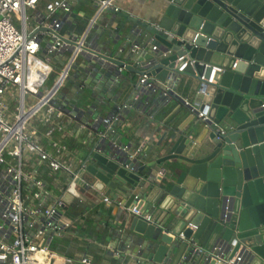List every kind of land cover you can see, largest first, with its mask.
I'll return each mask as SVG.
<instances>
[{"label":"water","instance_id":"1","mask_svg":"<svg viewBox=\"0 0 264 264\" xmlns=\"http://www.w3.org/2000/svg\"><path fill=\"white\" fill-rule=\"evenodd\" d=\"M107 11L114 37L92 46L56 37L96 60L107 93L121 83L118 91L139 111L163 102L151 125L158 137L133 160L100 140L64 184L62 205L82 215L109 199L106 215L118 211L117 227L134 234L127 236L132 246L119 243L108 227L119 264H229L236 253L235 264H264V0H151L141 19ZM143 75L152 89L139 82ZM178 87L193 94L190 105ZM113 143L121 145L119 133ZM154 169L162 175L157 183ZM138 187L145 201L134 216L125 207Z\"/></svg>","mask_w":264,"mask_h":264},{"label":"crops","instance_id":"2","mask_svg":"<svg viewBox=\"0 0 264 264\" xmlns=\"http://www.w3.org/2000/svg\"><path fill=\"white\" fill-rule=\"evenodd\" d=\"M113 6L119 12L141 19L150 11L151 0H113ZM57 18L61 21L58 34L69 42L92 46L94 41L103 42L109 35L114 37L115 30L110 22V12L105 10L97 14L92 0H72L71 11L68 14H58ZM73 55V47L67 45L50 56V75L54 73L53 83L46 88L42 87L43 89L41 88L39 92L43 94L45 90H50L55 81L64 76L60 90L50 108H44L42 111V114L49 113L52 116L54 125L51 127L53 128L52 134L49 137L46 135L49 127L40 121V116H35L27 122L28 130L36 131L40 143L49 155L75 170L80 160L85 159L99 144L101 140L99 135L104 131L103 121L110 118H116V128L107 134L106 143L113 142L117 133L120 134V144L128 146L134 152L140 146L145 151L149 148L150 143H155L158 135L151 125L154 117H158L162 113L164 103L141 111L137 110L136 103L129 104L127 95L118 91L121 83L112 93H107L110 84L98 71L96 60L90 59L80 50L75 56ZM72 57L74 58L72 59ZM78 90L82 91L80 96H76ZM175 93L182 100L192 103L193 94H188L182 87H178ZM110 95H113L112 99L107 97ZM103 100L106 103H103ZM111 101H114L113 105L118 107L117 111L111 112V107L108 105ZM93 103L95 106L91 107ZM171 104L179 107L180 102L172 100ZM125 106L129 109L126 118L125 114L128 109H125ZM97 118L100 119L97 120ZM25 159V171L34 173L43 182L47 191V195L35 199L32 197L33 185L30 182H24L23 197L26 206L30 209L54 206L60 212V222L69 224V227L64 229L60 235L50 229L43 230L39 226L34 234L37 243L47 247L51 253L57 256L56 264H63L66 260H70V264H84L82 263L83 259L88 261L87 264H119L116 258L120 249L114 247L116 245L109 237L108 227L117 229L118 236L121 237L119 243H124L123 240H126L132 246L134 241H131V237L127 236L134 234L129 232L127 227H117L115 220L118 217V211L116 213L110 211V215H106L104 207L110 206L111 203H101L92 210L88 209L82 215L76 213L71 207H66L65 204V206L58 205L63 194L64 184L69 179L68 173L51 171L47 163L41 162L35 156L30 155ZM146 163H149V160L141 162L140 165ZM147 170L146 168L143 174H146ZM152 175L154 177L150 178H154L157 183L160 180V171L154 169ZM146 185L148 182L145 183ZM141 192L139 187L136 188L130 196L127 206L134 202L135 195L140 201H145V195L141 197ZM119 202L121 201L118 200L117 204ZM98 212L102 213L100 218L97 216ZM0 224L4 223L0 220ZM2 233L4 242L11 240L8 227L4 228ZM132 259L134 258H130L128 264H150L141 259L137 261ZM185 261L187 262V260Z\"/></svg>","mask_w":264,"mask_h":264},{"label":"built area","instance_id":"3","mask_svg":"<svg viewBox=\"0 0 264 264\" xmlns=\"http://www.w3.org/2000/svg\"><path fill=\"white\" fill-rule=\"evenodd\" d=\"M71 2L72 0H0V220L4 223L0 224V264H56L57 256L47 247L39 245L34 234L39 226L43 230H53L57 235L69 227L67 222H60L58 210L54 206L44 209L28 208L23 197V184L30 182L33 185L32 197L35 199L47 195L43 182L34 173H27L24 169L25 157L30 155L47 163L53 172L64 171L73 180L77 176L76 169L72 170L66 163L51 157L40 143L36 131L27 128L30 119L40 116V121L49 127L46 135L49 137L52 134V116L49 113L42 114V111L50 108L64 76L57 79L50 90H45L43 94L39 92L50 76V56L66 47L56 37L61 27L57 15L68 14ZM92 2L97 14L112 8L118 11L113 6V0ZM41 28L50 32H43ZM78 51L79 46L74 49L73 56ZM186 66L184 63L179 71H183ZM213 74L209 79L210 83ZM139 82L148 89L154 87L152 79L147 75L140 77ZM164 95L170 96V93L165 92ZM7 96H12L19 103L15 115L5 113L8 108L5 102ZM26 101L29 106L25 109ZM183 105L188 106L190 103L183 100ZM198 117L202 118L203 114L199 113ZM115 122L116 118L103 121L104 131L99 135L101 140L106 139ZM109 144L120 152H127L130 160L144 152L142 146L134 152L128 146L116 145L112 141ZM98 148L99 144L92 152H98ZM78 167H84L83 160H80ZM133 170L134 168L131 169ZM161 177L160 173L159 179ZM73 180L70 184L72 188ZM133 199L134 202L125 209L131 215L141 216L143 204L138 196L135 195ZM108 202L109 199L105 198L104 203ZM58 205L62 206L60 201ZM143 218L146 222H153V218L148 215H143ZM6 227L11 235L8 242H4L2 238ZM179 237L183 238V234ZM231 245L235 246L236 241ZM239 261L241 255L236 253L228 263L235 264ZM70 263V260H66L63 264ZM82 263L87 264L88 261L83 259Z\"/></svg>","mask_w":264,"mask_h":264},{"label":"rangeland","instance_id":"4","mask_svg":"<svg viewBox=\"0 0 264 264\" xmlns=\"http://www.w3.org/2000/svg\"><path fill=\"white\" fill-rule=\"evenodd\" d=\"M39 58H42V55H39ZM53 75L54 73H52L49 76V79L47 80L43 88H46L48 85L50 86L53 83V79H54ZM5 102H6V106L8 107L7 110L5 111L6 115H9V116H11L12 114L15 115L18 111L17 107H19V103L12 96L10 97L7 96ZM27 106H29L28 101H26L25 109L27 108Z\"/></svg>","mask_w":264,"mask_h":264}]
</instances>
